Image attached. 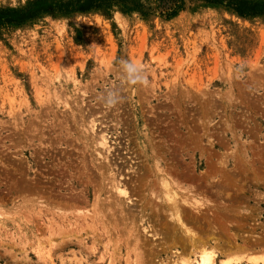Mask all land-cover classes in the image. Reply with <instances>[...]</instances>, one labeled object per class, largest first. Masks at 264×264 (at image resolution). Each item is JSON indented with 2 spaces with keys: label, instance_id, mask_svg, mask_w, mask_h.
I'll list each match as a JSON object with an SVG mask.
<instances>
[{
  "label": "rangeland",
  "instance_id": "374dc122",
  "mask_svg": "<svg viewBox=\"0 0 264 264\" xmlns=\"http://www.w3.org/2000/svg\"><path fill=\"white\" fill-rule=\"evenodd\" d=\"M183 2L172 16V0H112L0 22V264H196L204 249L216 264H264V10ZM120 59L147 84L125 85ZM19 93L28 105L13 116ZM157 167L178 203L196 201L179 205L198 245Z\"/></svg>",
  "mask_w": 264,
  "mask_h": 264
},
{
  "label": "bare ground",
  "instance_id": "6f19581e",
  "mask_svg": "<svg viewBox=\"0 0 264 264\" xmlns=\"http://www.w3.org/2000/svg\"><path fill=\"white\" fill-rule=\"evenodd\" d=\"M36 90V89H35ZM23 93V92H22ZM22 93H19V96L18 97H16V94H14V95H12V96H8L9 98H10V112L12 113V115H13V113L15 114V111L17 110V109H20V108H22L24 105H22V104H25V102H26V97H25V95L24 94H22ZM56 93V92H55ZM48 96V95H47ZM49 97H50V95H49ZM43 91H41V90H37V99H38V101L41 103L42 101H43ZM48 98V97H47ZM46 99V98H45ZM27 103V102H26ZM27 105H28V103H27ZM14 116V115H13ZM15 118V117H14ZM16 121V120H15ZM90 127H91V129L93 130L94 129V125H93V123H94V121H93V119L90 121ZM85 126V125H84ZM83 126V127H84ZM84 129V128H83ZM81 130V129H80ZM82 131V130H81ZM83 132V131H82ZM94 141H96V146L98 145V147H100V149H101V147L102 148H104V149H106V150H108L109 149V147H107V138L104 136V135H100L98 138H97V140H95L94 139ZM93 145V144H92ZM98 149V148H97ZM95 150V149H94ZM106 150H105V152H106ZM98 153H99V151H98ZM109 155V154H108ZM97 156H98V154H97ZM109 157V156H108ZM98 160V159H97ZM21 164V163H20ZM98 167V166H97ZM107 167V166H106ZM113 167V166H112ZM110 168V167H109ZM108 170V169H107ZM155 176H156V181H157V186H159V187H157V188H159L158 190H160V191H162V194L163 195H165V199L167 200V201H171L172 202V204H173V207H171L172 209H173V213H172V216L174 217V219L176 220V222H178L179 224H180V226L182 227H184L185 228V230H186V228H188V227H186V225L184 224V218H183V209H182V207L179 205V204H182V203H184V204H188L189 205V203H190V205H193V204H195L196 203V201H195V203L193 202V203H191L190 202V200H186V199H180L181 201L178 203L177 202V193L174 191V189H172L171 187L173 186H170V182L167 180V177H169L168 175H167V177H166V174L163 172V170L161 169V168H159V167H157V168H155ZM168 174V173H167ZM105 175V174H104ZM109 175V174H108ZM116 177V176H115ZM113 178L112 180H111V187L113 188V189H115V192L116 193H118L119 194V196H121L122 195V197H123V195H125V196H127V191H126V189L127 188H125V186H124V184H122L121 183V181L120 180H117L116 178ZM24 178V177H23ZM27 179V178H26ZM29 179V178H28ZM171 181V180H170ZM172 182V181H171ZM103 183V182H102ZM154 183V182H153ZM173 184V183H172ZM19 185V184H18ZM102 185V184H101ZM156 185V184H155ZM150 186V185H149ZM152 186H153V184H152ZM182 186V185H181ZM21 187V186H20ZM151 187V186H150ZM155 187V186H154ZM106 188V187H105ZM152 188V187H151ZM174 188V187H173ZM178 189V188H177ZM151 190V189H150ZM107 191V190H106ZM108 191H109V189H108ZM152 191V190H151ZM111 192V191H110ZM115 192H114V194H115ZM153 192V191H152ZM152 192H151V194H152ZM157 192V191H156ZM113 193V192H112ZM154 195V194H153ZM156 195V194H155ZM158 195V194H157ZM160 196H161V194H159ZM158 195V196H159ZM182 195V194H181ZM109 196V195H108ZM129 196V195H128ZM27 197H29V196H27ZM98 197V196H97ZM110 197V196H109ZM108 197V198H109ZM116 197V196H115ZM114 198V197H113ZM129 198V197H128ZM157 198V197H156ZM162 198H164V197H162ZM106 199V198H105ZM160 199V198H159ZM188 199V198H187ZM93 200H95L94 198H93ZM158 200V199H157ZM30 201V200H29ZM41 201V200H40ZM110 201V200H109ZM122 201V200H121ZM93 202V201H92ZM198 202V201H197ZM202 202V201H201ZM169 203V202H168ZM38 204H40V203H38ZM44 204V203H43ZM94 204V203H93ZM115 204V203H114ZM123 204H124V202H123ZM183 204V205H184ZM198 204V203H197ZM49 205V204H48ZM95 205V204H94ZM116 205H117V203H116ZM189 205V206H190ZM113 206V205H112ZM165 206V205H164ZM186 206V205H185ZM194 207V206H193ZM193 207H190L191 209H193V211H194V208ZM195 207H196V204H195ZM200 207V206H199ZM18 208V207H17ZM110 208V207H109ZM52 209H53V207H52ZM199 209L198 207H196L195 208V211L197 212V210ZM204 209V208H203ZM202 209V210H203ZM80 210V209H79ZM78 210V211H79ZM93 210V209H92ZM123 210V209H122ZM162 210V209H161ZM39 211H41V210H39ZM85 211V210H84ZM130 211V210H129ZM164 211V210H163ZM199 211V210H198ZM67 212V211H66ZM86 212V211H85ZM97 212V211H96ZM117 212H119V211H117ZM123 212V211H122ZM170 212V211H169ZM51 213V212H50ZM53 213V212H52ZM78 213V212H77ZM76 213V214H77ZM90 213V212H89ZM126 213H128V212H126ZM79 214V213H78ZM83 215H84V213H83ZM117 215H118V213H117ZM0 216H1V213H0ZM9 216H10V214H9ZM119 216V215H118ZM117 216V217H118ZM133 216V215H132ZM131 215H130V217H132ZM75 217V216H74ZM83 217V216H82ZM85 217V216H84ZM167 217H168V215H167ZM119 218V217H118ZM126 218V217H125ZM124 218V219H125ZM190 218V217H189ZM123 219V220H124ZM130 219V218H129ZM188 219V218H187ZM63 220V219H62ZM93 220V219H92ZM120 220V219H119ZM122 220V221H123ZM126 220V219H125ZM124 220V221H125ZM131 220V219H130ZM190 220H192V219H190ZM67 221V220H66ZM189 221V220H188ZM105 222V221H104ZM135 222V221H134ZM192 222V221H191ZM106 223V222H105ZM76 224V223H75ZM51 225V224H50ZM69 225V224H68ZM76 226V225H75ZM62 227V226H61ZM69 227V226H68ZM50 228H52L51 226H50ZM58 228V227H57ZM70 228H71V226H70ZM83 228V227H82ZM94 228V227H93ZM180 228V227H179ZM69 229V228H68ZM85 229V228H84ZM89 229V228H88ZM189 229V230H188ZM185 232L189 235V237H190V243H191V245H193V246H196V245H198V242H200V240L199 241H197V239H196V235L194 234V233H192V230L190 229V228H188ZM53 230V229H52ZM65 230V229H64ZM93 230H95V229H93ZM66 231V230H65ZM69 231V230H68ZM52 232V231H51ZM61 232H63V231H61ZM71 232V231H70ZM49 233V232H48ZM58 233V232H57ZM59 233H60V230H59ZM75 233V232H74ZM53 234V233H52ZM62 234V233H61ZM64 235V234H63ZM62 235V236H63ZM69 235V234H68ZM78 235V234H77ZM80 235V234H79ZM45 237V236H44ZM66 238V237H65ZM43 239V238H42ZM63 239V238H62ZM135 240V239H134ZM62 241H64V239L62 240ZM70 243H71V241H69ZM142 242V241H141ZM66 243V242H65ZM73 243V242H72ZM76 243V242H75ZM114 244V243H113ZM65 245V244H64ZM55 246V245H54ZM60 247V246H59ZM56 248V247H55ZM51 249V248H50ZM198 250V249H197ZM202 250V249H201ZM50 251V250H49ZM210 251V250H209ZM51 252V251H50ZM139 253V252H138ZM50 255H52V254H50ZM47 256V255H46ZM200 256V258L199 259H197V261H196V264H216L217 263V259H218V255L217 254H215V253H212V252H206L205 251V249L204 250H202V253L199 255ZM139 257V256H138ZM48 258V257H47ZM49 258H50V256H49ZM50 261V260H49ZM75 261V260H74ZM182 263V262H181ZM53 264V263H52ZM183 264H191V262L190 261H186V262H183ZM221 264H230V263H228L227 261H224V262H222Z\"/></svg>",
  "mask_w": 264,
  "mask_h": 264
},
{
  "label": "trees",
  "instance_id": "16d2710c",
  "mask_svg": "<svg viewBox=\"0 0 264 264\" xmlns=\"http://www.w3.org/2000/svg\"><path fill=\"white\" fill-rule=\"evenodd\" d=\"M106 1L112 0H34L23 9H0V22H22L40 12L58 11L70 13L75 11H86L96 9L104 5ZM129 1L136 8H147V0H123ZM174 1V7L169 15H174L182 9L183 0ZM213 3H221L232 8L241 16H250L264 10V2H253L251 0H205ZM151 9V8H150Z\"/></svg>",
  "mask_w": 264,
  "mask_h": 264
},
{
  "label": "clouds",
  "instance_id": "9594fccd",
  "mask_svg": "<svg viewBox=\"0 0 264 264\" xmlns=\"http://www.w3.org/2000/svg\"><path fill=\"white\" fill-rule=\"evenodd\" d=\"M21 4H27V0H20V3L13 2L11 6L19 7ZM118 64V71L125 85L147 84V69L138 61L120 59ZM100 99L108 107H114L120 102L121 96L117 89H107Z\"/></svg>",
  "mask_w": 264,
  "mask_h": 264
}]
</instances>
